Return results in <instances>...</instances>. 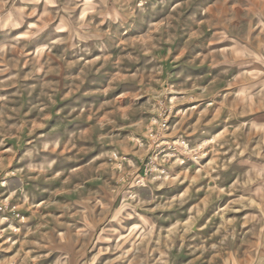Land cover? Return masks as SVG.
Returning a JSON list of instances; mask_svg holds the SVG:
<instances>
[{
	"label": "clouds",
	"instance_id": "clouds-1",
	"mask_svg": "<svg viewBox=\"0 0 264 264\" xmlns=\"http://www.w3.org/2000/svg\"><path fill=\"white\" fill-rule=\"evenodd\" d=\"M0 264H264V0H0Z\"/></svg>",
	"mask_w": 264,
	"mask_h": 264
}]
</instances>
